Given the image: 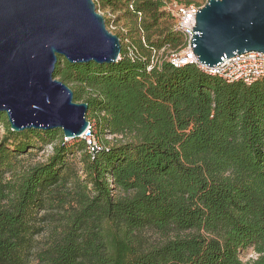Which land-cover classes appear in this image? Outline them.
<instances>
[{"label":"trees","instance_id":"trees-1","mask_svg":"<svg viewBox=\"0 0 264 264\" xmlns=\"http://www.w3.org/2000/svg\"><path fill=\"white\" fill-rule=\"evenodd\" d=\"M100 3L130 16L121 58L59 56L54 77L101 133L122 138L91 153L58 128L13 131L0 112V264H264V75L227 82L153 63L155 50L183 45L165 1ZM38 143L52 153L20 173ZM77 152L82 174L69 161ZM249 248L257 257L243 261Z\"/></svg>","mask_w":264,"mask_h":264},{"label":"water","instance_id":"water-1","mask_svg":"<svg viewBox=\"0 0 264 264\" xmlns=\"http://www.w3.org/2000/svg\"><path fill=\"white\" fill-rule=\"evenodd\" d=\"M196 21L191 45L202 63L264 54V0H208ZM121 53V38L94 0H0V112L16 132L58 128L81 138L89 105L54 77L58 57L112 63Z\"/></svg>","mask_w":264,"mask_h":264},{"label":"built area","instance_id":"built-area-1","mask_svg":"<svg viewBox=\"0 0 264 264\" xmlns=\"http://www.w3.org/2000/svg\"><path fill=\"white\" fill-rule=\"evenodd\" d=\"M202 6L197 4L175 3L167 8L174 15V28L182 35L183 45L172 48L170 44H167L160 50H155L154 54L160 53L159 56H163L164 59L175 67L194 64L203 72L219 76L227 82L242 81L246 84H251L261 78L264 75V54L258 51L237 53L225 59L222 63H218L216 66H209L198 60L199 57L194 52L191 40L194 34V26L197 23V11ZM114 17L110 25L112 31L117 29V25L114 24ZM126 40L129 41L128 39ZM154 57L152 60L153 63L158 61V57L156 58V55ZM81 138L86 140L91 153L101 145L91 121H89V125ZM65 139L69 140L66 137Z\"/></svg>","mask_w":264,"mask_h":264},{"label":"rangeland","instance_id":"rangeland-1","mask_svg":"<svg viewBox=\"0 0 264 264\" xmlns=\"http://www.w3.org/2000/svg\"><path fill=\"white\" fill-rule=\"evenodd\" d=\"M96 5H97V9L104 15V17L106 18L107 21V26L108 28L111 30V22L113 20V16L114 17V24L117 25V29L113 30L114 33L120 35L122 44H128L129 41L125 40L123 41L122 39H124L125 37H127L128 35V31H129V23L131 21V19L129 18L130 16L128 15V13L126 12L125 8H120L119 10H113L111 7H104L101 5L100 0H94ZM165 1V5L166 8H169L170 6H172L175 3H191V4H197V5H204L207 3L208 0H164ZM169 24L171 26H173L174 21L171 20L169 18ZM129 37V36H128ZM156 57H158L160 55V53H155ZM58 79V78H57ZM90 118L88 119L89 121H91L94 130L97 132L98 135V141H109V142H116L117 140H120L122 137L121 136H113L110 133H101V131L99 130V126H98V122H99V118L90 113ZM5 134V128L3 126H0V140L2 139V137ZM81 139H72L69 141V143L71 145L77 144ZM37 146L39 148H29V150L27 151V153L21 154L19 156L20 158V163L18 165V171L20 173L25 172L27 169H29L32 165L46 161L48 156L52 153V146L50 144H40L38 143ZM81 152H77L74 155H71L69 157V161L71 163H73V165L75 166V168H77L80 171V174H82L81 168H82V163H81ZM7 176H11V174L9 173ZM51 234V225H47L45 230L37 237V240L39 242V244L44 245L47 241L48 238L50 237ZM149 237L152 240H158L160 237L159 235H157L156 233L153 232H149L148 233ZM257 254L254 252V250L252 248L243 250L241 252V259L243 261H248L250 259L256 258Z\"/></svg>","mask_w":264,"mask_h":264}]
</instances>
